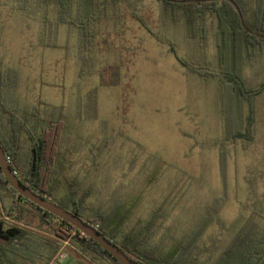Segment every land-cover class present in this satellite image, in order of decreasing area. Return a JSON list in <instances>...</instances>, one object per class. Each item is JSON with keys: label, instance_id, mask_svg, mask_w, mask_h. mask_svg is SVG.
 I'll return each mask as SVG.
<instances>
[{"label": "rangeland", "instance_id": "1", "mask_svg": "<svg viewBox=\"0 0 264 264\" xmlns=\"http://www.w3.org/2000/svg\"><path fill=\"white\" fill-rule=\"evenodd\" d=\"M58 1L28 0L21 11L17 1L0 0L4 107L27 118L38 106L41 118L60 122L56 142L71 165L67 177L78 181L94 212L115 210L108 231L130 213L125 231L137 230L161 208L166 218L155 224L151 244L172 253L211 212L216 218L191 254L199 261L216 260L246 227L264 233V47L236 55L217 36L214 18L203 28L194 4L119 0L96 9L93 41L81 49L77 28L56 26ZM70 15L76 24L83 16L76 8ZM234 68L242 70L245 99L260 92L252 124L245 102L241 125L230 129L228 117L239 110L225 99L228 87L195 70ZM227 128L235 137L226 138ZM28 150L26 143L18 175L27 170ZM12 197L0 192L6 222L55 240L23 202L21 223L6 217ZM21 255V264L48 256L42 249L41 256ZM77 258L115 264L79 257L70 243L50 264Z\"/></svg>", "mask_w": 264, "mask_h": 264}, {"label": "trees", "instance_id": "2", "mask_svg": "<svg viewBox=\"0 0 264 264\" xmlns=\"http://www.w3.org/2000/svg\"><path fill=\"white\" fill-rule=\"evenodd\" d=\"M15 1L18 2L21 11L25 10L28 0ZM234 1L241 10L245 26L253 33L264 36V0ZM107 2L111 5H117L119 0H103L102 2L77 0V3L75 0H59L56 26L68 25L77 28L79 44L81 49H84L92 43L94 38L92 26L96 19L93 17V13L101 5H105L106 8ZM74 8L83 14L78 19L79 23L77 24L70 18ZM194 9L197 10V16L201 18L202 24L206 21L207 16L214 18L217 25V36H219L222 44L229 42L236 55L239 50H244L243 55L245 57V55L250 56V53H254L256 49H263V40L257 39L243 30L238 14L231 3L227 1L198 3L194 4ZM45 44V47L56 49V45ZM182 64L187 66L185 63ZM195 71L202 77L211 72L213 77L218 78L219 88L228 87V91L225 92V99L232 101L237 106L236 110H239L237 114L232 113L228 117L229 128L241 125L245 102L250 108L249 125L252 124L254 117L253 99L258 95L260 89L248 92V97L244 98L241 89L242 70L235 68L232 71L220 69V74L206 69ZM2 77L0 72V144L6 157L9 158L12 172H16L17 177L26 187L64 210L79 216L138 264H264V233L261 229L257 228L256 230L250 226L242 229L216 260L199 261L196 257H191L193 250L198 246L204 233L216 218V214L211 212L203 217L200 225L172 253L161 252V250L155 251L151 244L155 224L166 218L167 212L161 208L153 211L147 223L137 230L125 231L132 218V213H130L125 218L118 219L116 226L109 232L106 226L112 222L116 214L115 210L94 212L88 206L87 193L81 192V185L78 181L67 177L71 165L70 163L67 164L64 158H60L57 146L60 122L41 118L38 106L32 107L27 118L18 116L16 110L9 112L4 107L3 90L7 85L3 82ZM222 97L223 95L220 96L221 103H223ZM3 119L7 123L5 126H3ZM4 127H6L5 131L3 130ZM229 128H227L226 138L235 137L234 134L228 132ZM236 137H241V134H236ZM26 143H28L30 161L25 173L18 175L19 159ZM3 190L13 194L6 211V217L21 223L23 208L20 206V202H23L37 212L40 224L49 229L55 240L41 237V235L31 232L19 224L6 222L0 209V264H21L18 257L22 256V253L32 254L34 252L41 256V249L48 254L46 261L41 263V259L36 257L37 260H32L33 264H50L55 255L61 251L62 244L65 242L71 244L79 257L89 256L92 262L107 258L115 264H120L94 240L81 237V232L68 223L19 196L10 187L0 168V192ZM69 231L74 232V235H71L72 232L69 233ZM76 264L87 263L77 258Z\"/></svg>", "mask_w": 264, "mask_h": 264}, {"label": "water", "instance_id": "3", "mask_svg": "<svg viewBox=\"0 0 264 264\" xmlns=\"http://www.w3.org/2000/svg\"><path fill=\"white\" fill-rule=\"evenodd\" d=\"M175 4H198V3H211L217 1H227L232 4L235 11L238 14L240 24L243 30L256 37L257 39L264 41V36L258 35L250 31L244 24L243 15L241 13L240 8L236 4L234 0H166ZM0 168L2 170L3 175L7 178V181L10 187L16 191V193L22 198L30 201L38 208L43 209L62 221L71 225L77 231L83 233L88 239L94 240L103 250L107 251L114 259H116L120 264H138L133 259L124 254L114 243L109 241L106 237L102 235L97 229H95L90 224L86 223L79 216L64 210L63 208L57 206L52 203L50 200L43 198L38 195L28 187H26L19 178L12 172L11 167L7 161V157L5 152L0 144Z\"/></svg>", "mask_w": 264, "mask_h": 264}, {"label": "built area", "instance_id": "4", "mask_svg": "<svg viewBox=\"0 0 264 264\" xmlns=\"http://www.w3.org/2000/svg\"><path fill=\"white\" fill-rule=\"evenodd\" d=\"M7 161H8V163H9V158H7ZM14 174L16 175V172H14ZM73 235H74V234H73ZM80 236H81V237H86L83 233H80ZM65 244H67V243L65 242L64 245H65Z\"/></svg>", "mask_w": 264, "mask_h": 264}]
</instances>
